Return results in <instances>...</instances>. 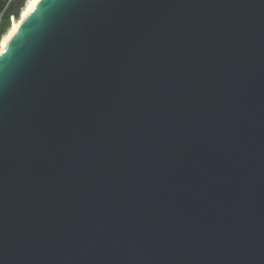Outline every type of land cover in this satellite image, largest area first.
<instances>
[{
    "label": "water",
    "instance_id": "obj_1",
    "mask_svg": "<svg viewBox=\"0 0 264 264\" xmlns=\"http://www.w3.org/2000/svg\"><path fill=\"white\" fill-rule=\"evenodd\" d=\"M0 264H264V0H38L0 50Z\"/></svg>",
    "mask_w": 264,
    "mask_h": 264
},
{
    "label": "trees",
    "instance_id": "obj_2",
    "mask_svg": "<svg viewBox=\"0 0 264 264\" xmlns=\"http://www.w3.org/2000/svg\"><path fill=\"white\" fill-rule=\"evenodd\" d=\"M23 6L22 0H0V36L9 29L10 16L13 15L15 19H18Z\"/></svg>",
    "mask_w": 264,
    "mask_h": 264
},
{
    "label": "bare ground",
    "instance_id": "obj_3",
    "mask_svg": "<svg viewBox=\"0 0 264 264\" xmlns=\"http://www.w3.org/2000/svg\"><path fill=\"white\" fill-rule=\"evenodd\" d=\"M38 2V0H28L24 5L23 9L20 12V16L18 19H15L12 24L10 25L8 31L6 32L4 39H3V47L9 41V39L14 35L16 32L20 22L23 18L28 14V12L33 8V6Z\"/></svg>",
    "mask_w": 264,
    "mask_h": 264
},
{
    "label": "built area",
    "instance_id": "obj_4",
    "mask_svg": "<svg viewBox=\"0 0 264 264\" xmlns=\"http://www.w3.org/2000/svg\"><path fill=\"white\" fill-rule=\"evenodd\" d=\"M10 1V0H9ZM22 1H24V5L26 4V2L28 1V0H22ZM24 7V6H23ZM23 7L21 8V10L23 9ZM15 20V17L13 16V15H11L10 16V25L12 24V22ZM6 34V33H5ZM5 34H2L1 36H0V50L3 48V39H4V36H5Z\"/></svg>",
    "mask_w": 264,
    "mask_h": 264
}]
</instances>
